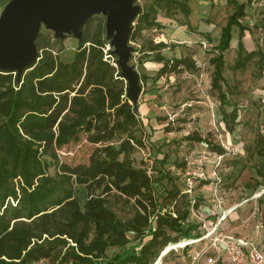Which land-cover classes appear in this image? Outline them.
<instances>
[{"label": "trees", "instance_id": "16d2710c", "mask_svg": "<svg viewBox=\"0 0 264 264\" xmlns=\"http://www.w3.org/2000/svg\"><path fill=\"white\" fill-rule=\"evenodd\" d=\"M9 0H0L2 8ZM137 0H135L136 2ZM131 25L128 40L143 29L158 26L156 10L173 8L185 17L190 0H150ZM234 11L220 28L213 66L211 89L220 104L226 97L223 81L224 52L229 47L231 28L238 29L237 61L243 68L259 52H245L241 43L248 27L242 24L245 4L225 0ZM248 3V0H247ZM91 17L84 24L81 39L71 60H59L57 39L38 33L35 39L38 61L18 80L12 72H0V264H154L170 245L197 236V225L188 223L195 208L168 175L169 185L154 196L153 181L147 171L135 167L130 159V138L116 148L110 144L95 149L88 166L70 167L61 163L57 151L68 145L94 117L112 113L110 134L126 131L134 120L132 107L124 98L126 85L108 57V41L99 28L89 34ZM54 44V45H53ZM162 42L148 45V52L165 48ZM159 74L182 67L192 70L187 59L164 60ZM264 56H259V62ZM231 129L237 115L222 112ZM204 143L218 155L224 154L206 138L186 137ZM264 143V138L260 139ZM264 156V146L258 150ZM184 167V166H183ZM52 171V173H51ZM90 181V195L82 206L75 197V186ZM122 200L133 208V215L121 220L111 209L107 196ZM128 234L139 241L127 249ZM123 249L108 257V249ZM190 247L180 250V259Z\"/></svg>", "mask_w": 264, "mask_h": 264}, {"label": "rangeland", "instance_id": "374dc122", "mask_svg": "<svg viewBox=\"0 0 264 264\" xmlns=\"http://www.w3.org/2000/svg\"><path fill=\"white\" fill-rule=\"evenodd\" d=\"M150 3V0H137L134 5L142 13ZM188 8L187 17L173 8L156 10L158 26L143 29L129 41L133 49L129 65L139 76L140 92L135 104L124 94L134 114V120L124 126L126 131L110 134L112 113L99 114L57 151L58 159L70 167L88 166L95 149L107 144L117 148L121 141L130 138L133 147L130 159L151 177L154 196L169 185L163 177L168 175L191 205L196 204L194 209L190 208L189 224L199 227L201 223L221 221V233L256 246L264 263V156L258 154L264 146L260 140L264 138V104L260 97L264 91L261 79L264 61L259 62V56H264L260 52L264 50V18H256L248 28L251 29L248 43L256 42L260 51L245 67L235 66L237 53L233 42L224 52L220 85L226 101L220 104L217 92L211 89L213 66L209 61L216 55L213 46L219 30L234 8L225 0H190ZM246 22L244 18L242 24ZM104 23V16L94 15L88 26L89 34L100 28L105 38ZM39 32L53 37L43 27ZM235 32L233 38L238 30ZM57 40L59 43L53 44V48L61 49L59 60H71L78 41L71 35ZM159 42L166 47L148 52L149 43ZM104 50L109 56L112 48L107 44ZM157 55L167 61L190 60L194 68L188 71L180 67L159 74L162 63L155 62ZM232 111L237 117L228 129L227 116L223 119L222 112L230 115ZM190 136L206 138L215 147H221L224 154H216L204 143L186 140ZM90 190L88 180L75 186L80 206ZM107 199L119 219L133 215L130 204L111 195ZM127 236L130 243L126 248L134 249L139 243L136 235ZM180 250H170L159 264H181ZM122 251L108 249L107 255ZM244 260L243 264L250 263L247 253Z\"/></svg>", "mask_w": 264, "mask_h": 264}, {"label": "water", "instance_id": "95a60500", "mask_svg": "<svg viewBox=\"0 0 264 264\" xmlns=\"http://www.w3.org/2000/svg\"><path fill=\"white\" fill-rule=\"evenodd\" d=\"M135 0H9L0 11V72H12L18 80L39 59L35 39L43 27L54 39L71 35L81 39L82 29L94 15L105 17L109 56L126 85L133 104L140 92L139 76L129 65L132 47L128 36L139 13Z\"/></svg>", "mask_w": 264, "mask_h": 264}, {"label": "built area", "instance_id": "2783aa9c", "mask_svg": "<svg viewBox=\"0 0 264 264\" xmlns=\"http://www.w3.org/2000/svg\"><path fill=\"white\" fill-rule=\"evenodd\" d=\"M220 223H201L197 236L170 245L169 250L190 247L188 255L180 259L181 264H243L246 253L250 259L248 264H264L256 246L248 245L242 238L221 233Z\"/></svg>", "mask_w": 264, "mask_h": 264}, {"label": "crops", "instance_id": "0c3cea01", "mask_svg": "<svg viewBox=\"0 0 264 264\" xmlns=\"http://www.w3.org/2000/svg\"><path fill=\"white\" fill-rule=\"evenodd\" d=\"M236 1L238 2V4H245V7H244V14H245V16H244V18L247 21L246 22L247 24L245 26H247L248 28L253 25L254 20L256 18H259V19L264 18V0H248V3H247V0H236ZM235 30H238V29H237V27L233 26L231 28V38H230V42H229L228 49L231 47V44L233 42L235 44L236 53H237L238 32L236 34L237 35V38H236V35H235V38H233V34L236 33ZM250 30L251 29H248V30L244 31L243 36L241 38V43L243 45V49L247 53H249V52H259L260 50L258 49V47L256 45V42L251 41V45H250L248 43V41H247L248 39L251 40V34L249 32ZM197 37H199L200 39H202V35L201 34H198ZM219 37H220V30H219L218 38L216 39L217 40V43H218ZM260 52H263L264 53V50H261ZM73 55H74V52H73ZM256 55L257 54H255L254 56H256ZM261 79L264 80V77H262ZM260 97H262L261 100H262V103L264 104V91L261 93ZM263 113H264V111H263Z\"/></svg>", "mask_w": 264, "mask_h": 264}, {"label": "bare ground", "instance_id": "6f19581e", "mask_svg": "<svg viewBox=\"0 0 264 264\" xmlns=\"http://www.w3.org/2000/svg\"><path fill=\"white\" fill-rule=\"evenodd\" d=\"M169 249H170V247L166 248V249L162 252L161 256L164 255ZM159 263H160V259H158L157 262H156L155 264H159Z\"/></svg>", "mask_w": 264, "mask_h": 264}]
</instances>
